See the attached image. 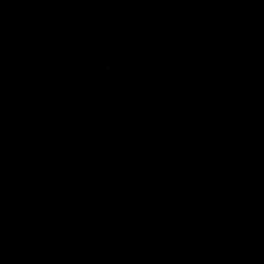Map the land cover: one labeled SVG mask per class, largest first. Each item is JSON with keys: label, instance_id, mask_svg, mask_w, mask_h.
<instances>
[{"label": "water", "instance_id": "1", "mask_svg": "<svg viewBox=\"0 0 264 264\" xmlns=\"http://www.w3.org/2000/svg\"><path fill=\"white\" fill-rule=\"evenodd\" d=\"M0 264H264V0H0Z\"/></svg>", "mask_w": 264, "mask_h": 264}]
</instances>
